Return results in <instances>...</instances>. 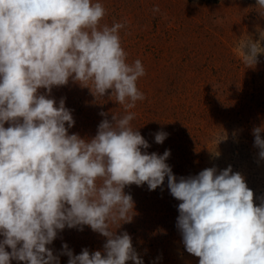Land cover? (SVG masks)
Returning a JSON list of instances; mask_svg holds the SVG:
<instances>
[{"label": "clouds", "instance_id": "obj_1", "mask_svg": "<svg viewBox=\"0 0 264 264\" xmlns=\"http://www.w3.org/2000/svg\"><path fill=\"white\" fill-rule=\"evenodd\" d=\"M256 4L264 17V0ZM105 15L98 0H0V264H59L46 245L65 227L85 225L107 238L103 254L85 248L73 255L64 244L68 264H144L130 235H117L113 226L133 216L126 186L146 183L155 190L165 178L180 201L176 226L183 245L199 264H264V196L254 204L239 172L211 167L177 180L166 163L170 150L142 151L150 145L132 128L129 110L145 99L137 88L145 69L139 59L126 62L124 24L101 25ZM257 30L259 40L247 36L237 44L247 67L264 53V30ZM70 79L96 98L110 91L126 114L102 120L90 141L69 135L75 122L64 99L57 106L39 89L50 94ZM262 131L253 129L264 159ZM154 136L162 144L168 133Z\"/></svg>", "mask_w": 264, "mask_h": 264}, {"label": "rangeland", "instance_id": "obj_2", "mask_svg": "<svg viewBox=\"0 0 264 264\" xmlns=\"http://www.w3.org/2000/svg\"><path fill=\"white\" fill-rule=\"evenodd\" d=\"M98 2L106 9L101 25L124 24L119 36L126 62L139 59L145 69L137 81L145 99L129 110L135 113L132 128L150 145L142 151L163 155L170 150L166 163L177 180L206 168L216 167L219 172L231 166L244 177L258 205L264 196V159L254 144L253 129L264 128V53L258 55L257 64L247 67L236 50L241 38L250 36L255 42L257 29L264 30L256 0ZM156 6L158 12L153 11ZM260 44L264 48V41ZM39 93L54 99L57 106L64 99L75 122L68 134L86 141L95 137L102 120L111 121L114 113L126 114L124 106L109 97L110 91L96 98L71 79L65 86L53 87L50 94L43 88ZM159 131L168 133L162 144L155 142ZM260 135L264 139V131ZM124 192L134 201L133 216L119 228L113 226V231L130 235L144 264H199L183 245L176 226L180 201L171 195L167 178L155 190L145 183L126 186ZM106 240L86 225L82 231L65 227L46 247L59 264H68V256L62 254L64 244L73 255L85 248L103 254Z\"/></svg>", "mask_w": 264, "mask_h": 264}]
</instances>
